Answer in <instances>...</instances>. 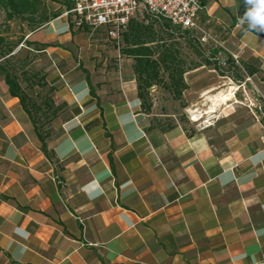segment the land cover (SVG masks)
<instances>
[{
    "label": "crops",
    "instance_id": "crops-1",
    "mask_svg": "<svg viewBox=\"0 0 264 264\" xmlns=\"http://www.w3.org/2000/svg\"><path fill=\"white\" fill-rule=\"evenodd\" d=\"M238 1L201 0L203 15L221 28L225 55L255 71L241 81H203V65L185 72L190 104L213 122L200 129L143 112L134 61L67 20L28 33L45 76L36 88L55 113L44 100L26 110L0 71V264L264 260V144L252 110L264 96V33L240 25ZM218 84L233 96L210 111Z\"/></svg>",
    "mask_w": 264,
    "mask_h": 264
},
{
    "label": "trees",
    "instance_id": "trees-1",
    "mask_svg": "<svg viewBox=\"0 0 264 264\" xmlns=\"http://www.w3.org/2000/svg\"><path fill=\"white\" fill-rule=\"evenodd\" d=\"M47 2L56 3L63 10H71L75 0H0V9L5 13V20L20 19L25 21L30 32L42 28L50 21L58 18L63 13L60 10L49 12L46 6ZM245 11L244 0L241 2L238 12L242 14ZM148 15V14H147ZM201 21L206 23L207 18L200 13ZM70 30L74 29L72 24H69ZM211 31L218 35L221 28L218 26H210ZM78 31H89L85 29H77ZM179 34L187 41V44L194 49L193 43L199 45L196 34L191 31H182L179 27L174 26L166 19L157 18L148 15L143 19L139 16L130 19L127 29L122 34L121 54L131 58L133 63V73L137 81V95L140 99L141 109L145 113H150L152 108V100L150 89L153 85L162 87L169 91L175 99L181 97L187 85L184 80L186 71L199 67L201 65H211L212 63L207 58L204 64H195L190 68H185L184 62L179 56V52L175 50L174 39L175 35ZM92 36V35H91ZM110 42V41H109ZM111 43V42H110ZM200 46V45H199ZM194 53L202 57L204 53L199 50H193ZM217 50L214 48L210 51V57H215ZM230 68L227 66V72H224L216 63H213V68L218 71L220 76H227L229 69L235 71V75H231L234 81H241L242 76L238 75L240 66L235 64L230 55L225 56ZM28 60L25 59L22 65L27 66ZM249 75H253L254 69L242 64ZM0 71L4 75L5 83L8 86L9 95L18 97L21 105L32 112L37 113L39 106L37 101L34 102L28 93V85L24 88L20 84L22 82L16 77L15 73H11L2 63H0ZM166 76V78H164ZM44 79V78H43ZM43 81L40 87H43ZM27 88V89H26ZM40 90V89H38ZM50 109L49 99L42 102ZM55 110L52 112V115ZM43 143V142H42ZM45 149V147H43Z\"/></svg>",
    "mask_w": 264,
    "mask_h": 264
},
{
    "label": "rangeland",
    "instance_id": "rangeland-1",
    "mask_svg": "<svg viewBox=\"0 0 264 264\" xmlns=\"http://www.w3.org/2000/svg\"><path fill=\"white\" fill-rule=\"evenodd\" d=\"M242 1L243 0L238 1L239 7ZM46 6L49 12H54L57 10L64 12L63 8H60V6L56 3L47 2ZM243 13L239 16L241 17ZM146 16L148 15L143 13L139 16V19H143V17L145 18ZM61 20H66V18L62 17ZM210 26L212 25H206V27H209V29L211 30ZM29 32L30 31L25 21H22L20 19L6 21L5 13L0 9V63H2L12 74L15 73L16 77L22 82L24 86L28 85V93L31 95V98L34 102H42L43 100L45 101L50 98L48 92H43V89L40 91L36 88L41 86L42 82L45 80L43 79L45 78V76H41L40 72H38L33 67L34 63L32 62L34 56L30 57V54L33 53L30 51V49L35 50L38 49V47L37 45L29 46V43L27 41V35ZM83 32L85 33V36L89 34L86 31ZM96 38V34H93L92 36H90L89 34V42H91V44H95L96 47L105 50H115V47L109 41L96 42L94 41V39L96 40ZM219 38H222V36H220ZM173 41L175 44V50L179 52V56L184 62L185 68H190L195 64H204V60L207 58L210 60V62L212 63L211 65H203L205 67V69H203L201 73V75L203 76V81H213L214 79L218 78L217 76H220L218 74V71L213 68V63H216L221 69L224 70V72H227V66L228 68H230L227 61L225 60V54L210 57V51H213V47L209 44H199V46L196 42L197 44L193 43L194 49H191L192 47H190L187 44V41L183 39V37L179 34L175 35V39ZM195 49L199 50L200 53H204V55H202V57L197 56L193 51ZM25 59H27L29 62L27 66L22 65V62ZM245 71V67L241 66L238 75L245 77ZM231 75H235V71L229 69L227 76L230 79H232ZM164 78H166V76H164ZM155 88L156 89H153V91L151 90L152 88L150 89V96L152 100L151 112L157 116V123H161L165 126L179 123L189 129L205 128L213 123L212 120H209L207 117H202V115H198V120H194L192 118L194 114L201 113L202 109H200V107H202V105H200V102H197L195 105L190 104V97L186 93V91H183L180 98L175 99L169 91L163 89L162 87L155 85ZM221 89L227 88L226 86L218 84L217 86L213 85L209 90L211 94H214ZM227 91L229 92V90ZM33 94L36 95L32 96ZM44 110L46 114H52L53 112V110L48 109L47 106L44 107ZM48 123L49 121L46 120L40 121V125L42 128H45Z\"/></svg>",
    "mask_w": 264,
    "mask_h": 264
},
{
    "label": "built area",
    "instance_id": "built-area-1",
    "mask_svg": "<svg viewBox=\"0 0 264 264\" xmlns=\"http://www.w3.org/2000/svg\"><path fill=\"white\" fill-rule=\"evenodd\" d=\"M203 9L201 0H75L73 8L65 10L58 18L65 17L74 29H85L90 35L101 34L113 44L118 57L122 56V34L130 19L143 13L166 19L182 31L194 32L200 45H211L217 50L218 56L225 54L222 40L201 21ZM230 56L237 64L236 56ZM252 110L261 126L264 144V96L259 92ZM251 264H264V260Z\"/></svg>",
    "mask_w": 264,
    "mask_h": 264
},
{
    "label": "clouds",
    "instance_id": "clouds-1",
    "mask_svg": "<svg viewBox=\"0 0 264 264\" xmlns=\"http://www.w3.org/2000/svg\"><path fill=\"white\" fill-rule=\"evenodd\" d=\"M245 11L239 18L240 25L247 29L264 33V0H244Z\"/></svg>",
    "mask_w": 264,
    "mask_h": 264
},
{
    "label": "bare ground",
    "instance_id": "bare-ground-1",
    "mask_svg": "<svg viewBox=\"0 0 264 264\" xmlns=\"http://www.w3.org/2000/svg\"><path fill=\"white\" fill-rule=\"evenodd\" d=\"M233 90H235V89H233ZM231 96H233V94L231 92H217V93L213 94L211 96V101L213 102V104H212V106L209 107V110L210 111L213 110L215 108L217 102L227 101V100H229V98H231ZM193 113H194V111H193ZM192 118L194 120H198V115L194 114Z\"/></svg>",
    "mask_w": 264,
    "mask_h": 264
}]
</instances>
